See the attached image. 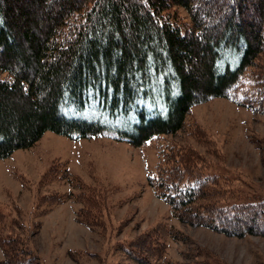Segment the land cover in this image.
<instances>
[{"label":"trees","instance_id":"trees-1","mask_svg":"<svg viewBox=\"0 0 264 264\" xmlns=\"http://www.w3.org/2000/svg\"><path fill=\"white\" fill-rule=\"evenodd\" d=\"M217 98L264 117V0H0V160L46 132L141 147L179 134L192 107ZM189 134L204 151L159 149L146 174L154 195L181 225L264 237V191L228 176L213 141ZM51 183L68 189L42 192ZM31 188L28 209L0 202V264H41L32 242L40 218L68 202L75 222L101 235L100 264H128L109 263L117 254L132 264H222L207 253L167 258L169 240H182L171 227L118 240V188L86 182L65 162ZM69 253L78 263L99 256Z\"/></svg>","mask_w":264,"mask_h":264},{"label":"rangeland","instance_id":"rangeland-1","mask_svg":"<svg viewBox=\"0 0 264 264\" xmlns=\"http://www.w3.org/2000/svg\"><path fill=\"white\" fill-rule=\"evenodd\" d=\"M179 12L184 16L183 11ZM186 123L179 134L157 138L141 147L110 137L70 139L46 132L31 148L18 150L0 160V202H16L21 208L28 209L33 195L31 187L39 181L41 174L52 162H65L75 176L86 182L97 184L102 181L118 188L110 215V221L117 226L118 240L127 243L146 229L162 225L177 230L182 239L169 240L167 258L171 260L187 263L189 259L201 254L204 257L207 253L209 258L222 264H264V237H228L205 228L181 225L170 216L169 206L146 184L147 170L155 164L159 149L170 142L173 147L191 146L204 151L189 134L197 131L198 137L212 140L215 150L220 151L228 176H240L244 181L252 182L257 190L264 191V117L229 100L217 98L192 107ZM170 147L166 146V149ZM213 160L219 163L217 159ZM65 185L63 188L60 183H51L42 192L65 191L68 189ZM75 207L71 202L58 205L40 218L41 228L32 242L41 264H83L87 260L82 263L72 260L69 249L99 255L104 248L99 233L75 222ZM34 220L38 221L39 216ZM101 257L84 264H100ZM111 259L109 263L132 264L120 254Z\"/></svg>","mask_w":264,"mask_h":264}]
</instances>
